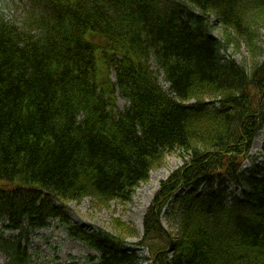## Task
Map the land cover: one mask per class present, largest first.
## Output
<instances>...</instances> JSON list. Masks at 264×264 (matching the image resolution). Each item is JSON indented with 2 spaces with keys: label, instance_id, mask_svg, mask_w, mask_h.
<instances>
[{
  "label": "trees",
  "instance_id": "16d2710c",
  "mask_svg": "<svg viewBox=\"0 0 264 264\" xmlns=\"http://www.w3.org/2000/svg\"><path fill=\"white\" fill-rule=\"evenodd\" d=\"M263 35L264 0H27L20 25L1 18L0 227L57 222L97 253L86 264H264V179L244 169L264 129ZM175 152L134 247L122 219L73 222L68 204L130 203ZM27 246L0 232L8 264H31Z\"/></svg>",
  "mask_w": 264,
  "mask_h": 264
},
{
  "label": "rangeland",
  "instance_id": "374dc122",
  "mask_svg": "<svg viewBox=\"0 0 264 264\" xmlns=\"http://www.w3.org/2000/svg\"><path fill=\"white\" fill-rule=\"evenodd\" d=\"M26 2L27 0H0V19L3 18L6 21L16 22L20 25L25 18ZM214 34L220 39L223 37V31L219 27H215ZM230 52L234 54L239 62H244V58L248 54L245 47L239 51L235 47H231ZM112 77L115 79L114 74ZM161 80L164 82L163 78ZM126 104L125 99L118 97L120 109H123ZM250 155L251 159L245 163L246 169L259 172V177L264 179V129L257 133ZM256 156H258V160L254 161ZM184 160L183 155L179 152L169 153L164 165L151 172L149 181L141 184L130 203L124 204L120 201H113L109 207H105L95 204L89 197L80 203L72 202L68 204L72 211L73 222L90 230L101 228L115 232L112 220L118 218L137 228L141 236L145 213L152 204L161 181L167 179L175 169L183 165ZM250 171L247 175L251 174ZM166 222L167 220L164 219L163 223L167 227ZM172 232L177 233L175 230H172ZM5 237L17 239L18 233L16 231L7 232ZM139 240L140 238H128L131 244ZM21 241L22 245H28V251L33 255L31 264H86L88 256L97 255L87 245L70 238L65 229L57 222H54L47 229L38 230L24 236ZM0 264H8V257L3 252H0Z\"/></svg>",
  "mask_w": 264,
  "mask_h": 264
}]
</instances>
